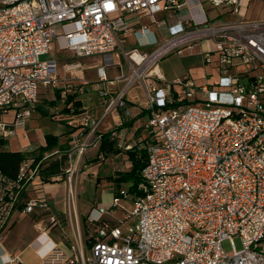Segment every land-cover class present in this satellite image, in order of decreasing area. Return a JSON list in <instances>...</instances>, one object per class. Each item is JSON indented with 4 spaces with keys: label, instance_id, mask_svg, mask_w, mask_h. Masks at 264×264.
Returning a JSON list of instances; mask_svg holds the SVG:
<instances>
[{
    "label": "built area",
    "instance_id": "built-area-1",
    "mask_svg": "<svg viewBox=\"0 0 264 264\" xmlns=\"http://www.w3.org/2000/svg\"><path fill=\"white\" fill-rule=\"evenodd\" d=\"M172 5H187L194 12L174 23V38L167 43L174 44L133 79L146 78L145 108L150 113L140 182L134 192L130 184H121L109 205L92 207L89 248L76 232L70 244L53 245L37 264H264V19L247 18L249 0H0V139L9 140L25 128L41 87L57 86V60L39 59L55 39L63 40L61 48L72 50L76 58L100 57L96 68L101 81L109 80L107 67L116 64L121 48L134 75L160 49L149 54L121 46L127 15H146L155 22V15ZM214 8L219 9L217 17L230 14L237 20L210 21L207 11ZM137 33L139 45L155 43L148 38V25ZM205 41L210 46L202 51L204 61L218 70L217 82L198 84L188 75L168 82L161 72H153L166 52L182 53ZM133 51L143 54L141 61ZM65 68L71 72L82 65L75 60ZM124 95L121 91L111 99L101 114L87 112L74 119L73 124L83 127L74 135L77 150L69 154L71 164L100 143L101 133L95 132L113 108L130 114ZM9 110L15 112L11 122L4 119ZM121 126L108 131L115 146L126 151L135 145ZM86 127L88 133L77 138ZM41 161L26 158L15 177L0 170V234L17 211H51L50 199L25 196ZM114 208L124 211L122 220L107 218ZM59 223L52 215L50 225ZM4 264H23V259L10 253Z\"/></svg>",
    "mask_w": 264,
    "mask_h": 264
},
{
    "label": "rangeland",
    "instance_id": "rangeland-1",
    "mask_svg": "<svg viewBox=\"0 0 264 264\" xmlns=\"http://www.w3.org/2000/svg\"><path fill=\"white\" fill-rule=\"evenodd\" d=\"M223 11V10H222ZM243 11H245V8H243ZM194 11L192 8L188 6L187 9H185L184 14L193 13ZM219 14V9L214 8L210 9L208 12L209 20L211 21L212 17H217ZM229 15V14H228ZM228 15H223L220 17H217V19L227 20ZM247 18L248 19H264V0H250L248 8H247ZM126 35V33H125ZM173 35V34H171ZM140 34H132L129 33L127 37H123L124 49L131 50L133 48H137L140 52H147L149 54L153 53L157 48L156 45L153 46H141L140 43ZM64 41L60 39H55L52 44V49L46 53H43L39 56L40 61H48L51 59L57 60L58 65V72H57V80L58 84L62 87H65V89H69L68 91H77L79 89V84L76 80V78H73L71 76V73L66 70L65 65L72 63L76 60V57L74 55V52L68 48L59 49V46H61V43ZM67 41L65 40V43ZM202 48V44L200 42H196L193 44L191 49L186 48L182 53H178L177 50H171L170 52H166L162 57H160L157 62L160 64L163 73L166 76L167 81H174L179 77H182L184 74L190 73L192 77L196 80V83L198 84H205V83H214L218 80V70L213 67V64H205L204 61V54L200 53ZM119 52V57H115V65H112L108 67V76L114 77L116 75L120 74H126L124 79L125 87L123 91H127V96H123V100H125L128 103V106L130 108V114L127 115L123 112L122 109H117L114 112L115 114L120 113L122 116L121 119L124 123H127L131 120V115L134 114L136 110V106L140 109H143L144 102L147 99L144 85L147 83L146 78H139L137 77L134 82L132 78V75L134 73V70L132 69V65L130 64L129 57L124 56L121 48L117 50ZM80 60L84 63L87 62L88 58L82 57ZM119 63V64H118ZM86 65V64H85ZM142 68V67H141ZM140 68V69H141ZM243 69V67H240ZM134 76V75H133ZM80 77L90 82L89 80H97V70L95 66H87L83 70L80 71ZM174 79V80H173ZM159 82L158 80H156ZM105 84L108 83L107 81L104 82ZM144 85H143V84ZM91 83H87L86 86H90ZM53 87V86H52ZM52 87H45L44 90L46 93L54 97L55 104L58 105L61 102V98L57 96L56 93L53 94ZM57 87V86H55ZM42 88V87H41ZM92 89L86 90V92H82L81 94L90 93L91 96ZM69 92H65V95H67ZM53 94V95H52ZM118 93H111L110 98H113ZM80 95V94H79ZM120 97V93L118 95ZM90 102L93 103L94 100L90 99ZM108 103V102H107ZM107 103H105V106H107ZM47 104V103H46ZM48 105V104H47ZM136 105V106H135ZM91 111V107L88 108ZM88 109L81 110L79 113H73L75 116H78L77 114H80L81 112H85ZM103 108L99 110V114H101L103 111ZM141 113V112H140ZM112 116V115H111ZM131 117V118H130ZM147 117L144 116L143 119H141L138 123L125 127V136L129 138V141L133 143L135 146L139 148H144L147 144V131L145 127V119ZM30 121V119L28 120ZM40 119H33L31 125L27 122V133L29 135V139L27 140V143H20L23 144H31V146L39 145L40 143H44V145L47 144V136L50 137H57L58 140L55 141V145H53L51 148H49L48 151L43 152L42 154L45 156V159L43 158V161L40 164L39 168V175L38 180L40 184L44 183H56V185L52 188H46L44 189V194L52 197H59L64 198L62 201L61 199H51L52 205H55V207L58 208V210L65 209L68 216L65 219L66 223L71 229L73 235H75V232H78V224L80 225L81 234L83 237V240L85 242L86 247L89 248L88 243V236L89 233L94 231L93 226H89L86 224V220L84 218H80V215H87L88 212L91 210L92 207L97 206L101 202L109 201L110 200V191L112 189L114 190L117 186L114 183V178L118 176V173L127 171L130 169V161L127 157V154L123 150L119 154H110L108 156H104V159H99L98 162H94V157L86 160L85 162L79 161L78 163L71 164L70 156L69 154H73L77 148L74 146L67 147L66 150L61 149L60 146L64 145L66 142L65 132L68 130L69 124L65 123L64 121H58L56 123L52 124H40ZM113 124V123H112ZM115 126V124L110 125L109 123L106 124H100L98 129L95 132V135L108 131L111 127ZM83 126L79 123H76L73 125V131L78 130L82 128ZM85 127V126H84ZM90 130L89 127H86L83 130L82 136H79L77 138H82L85 136L88 131ZM94 135V136H95ZM74 139V137L72 138ZM80 139L79 141H81ZM10 147L13 148L15 145H19V141L17 139V135L12 136L9 139ZM78 143V141H77ZM55 146L60 147L59 152H56L58 150ZM92 147H89L91 149ZM88 149V150H89ZM145 149V148H144ZM63 150L65 151V154ZM40 153L39 149L36 148L34 151L29 153V156L37 157ZM76 153V152H75ZM47 155V156H46ZM91 157V156H90ZM89 169V173H86V170ZM70 170H72L70 172ZM58 173L60 175V179L56 178L55 180H50L48 177L50 175ZM79 177V178H78ZM71 178V179H70ZM34 180V179H33ZM53 181V182H52ZM64 181L67 185L64 184ZM77 183V185H76ZM72 185V186H71ZM75 185L77 187H75ZM129 184L125 183L124 186L127 188ZM36 184H31V192L32 194H36V191H38V188H34ZM112 188V189H111ZM46 191V192H45ZM76 191H77V207L79 209V223L77 222V219L75 218V211H76V205H74V201L76 200ZM39 194H43L42 192ZM55 201H57L55 203ZM54 202V203H53ZM122 205H125L127 209H131L132 206L129 202L122 200ZM114 213H110V218H115L116 220L120 221L124 217V211L119 208H114ZM34 214V213H33ZM62 215V214H61ZM61 220V218H60ZM62 221V220H61ZM64 225V224H63ZM234 243L237 249H240L241 241L238 237L234 238ZM224 248L229 251L232 247L230 245L229 240H225L223 242ZM87 252V251H86ZM88 253V252H87Z\"/></svg>",
    "mask_w": 264,
    "mask_h": 264
},
{
    "label": "crops",
    "instance_id": "crops-1",
    "mask_svg": "<svg viewBox=\"0 0 264 264\" xmlns=\"http://www.w3.org/2000/svg\"><path fill=\"white\" fill-rule=\"evenodd\" d=\"M244 1H248V0H244ZM249 2H250V0H249ZM186 7L188 8L187 5H184L181 9H177L174 7V5H172L169 9L157 13L155 15V20H156L155 22L152 20V18H150L146 15L128 14L127 15L128 29H127V31H124L121 33V38L127 37L129 35V33L138 34L137 32L142 25H148L150 28V31H151V35L148 36V38H150V39L152 38L155 41V43L153 45H156V48H157L156 50L160 49L158 52H160V51L161 52L160 53L157 52L156 54L157 55L161 54L162 52L166 51L171 45L174 44V41L167 44L171 39L174 38V35H171L172 34L171 33V27L174 25V23L180 18H183V19L189 18V14H186V15L184 14L185 9H187ZM207 12H209V11H207ZM246 16H247V10H246ZM237 17L238 16H236V15H230L229 14L227 16V20H237ZM125 33H126V35H125ZM124 41H123V44H124ZM201 44H202V48H201L202 50L200 53H202V51L205 48H209V46H210V43L206 42V41L202 42ZM61 45H63V42L61 43ZM153 45H151V46H153ZM59 49H62L61 46H59ZM156 54H155V56H156ZM86 58H88L86 63L82 62L80 60V58H76V60L81 63L82 68H76L70 72L71 76L73 78H76L78 84L80 85L79 89L77 91H73V93L76 94V97L74 99L79 100L81 102L82 106L79 107L80 111L88 109L91 107V111H90V109H88L85 112H81L80 114H77L78 116L83 115L87 112L91 113V115H96L97 113L99 114V110H101V108H103L102 109L103 111H101L103 113L105 111V108H106V107H104L105 103H107V102L109 103V101L111 99L117 98L119 93L121 91H123V89L125 87V83H124L123 78L125 77L126 74H124V73L120 74V75H116L114 77L108 76L109 80L108 81L106 80L108 82L106 84L104 83L106 81L99 80V77L97 80H94V81L89 80L90 82L83 80L80 77V71L83 70L87 66L97 67V65H100V62H101V59L98 56L86 57ZM157 65H158L157 67L159 69V71H157V72H161L166 79V76L163 73V70H162V68L158 62H157ZM96 70H97V68H96ZM107 73H108V67H107ZM184 75H188V76L192 77V75L190 73L184 74ZM97 76H98V74H97ZM131 82H133V81H131ZM168 82H170V81H168ZM87 83H91L90 86H86ZM157 83H161V81H159ZM146 85H147V83L144 85L145 93H146ZM50 87H52V86H50ZM44 88L45 87H42L40 89L39 103L36 107L35 112L33 113L32 117L30 118V121H28L29 120L28 119L27 122L29 125H31L33 119H40V121H39L40 124H48V123L54 124L58 121H64L65 123H68L70 127H68V130L64 133L65 137H66V142L64 145L60 146L61 149L66 150L67 147L73 146V139L72 138L74 137V135L76 133H78L80 131V129L77 131L75 130L76 132L73 131V125H74L73 123L75 121L74 119L76 117H78V116H75V114H73V112H74V109L72 107L73 103L70 102L68 105H66L67 104L66 98H67L68 94L65 95V92L67 91L69 93H72V91H68L69 89L66 90L65 87H62L61 85H57V87H55V86L52 87L53 88L52 89L53 94L56 93V94H58L57 96L61 98V102L58 105H54L55 104V101L53 99L54 97L49 96L46 93V91L44 90ZM128 88L125 91L124 96H127ZM88 89L93 90L91 92V96L89 95L90 93H88V92L85 94H81L82 92H86V90H88ZM103 91H106L108 94H106L105 96H102ZM172 91L174 93V86L172 88ZM111 93H118V94L115 97L110 98ZM89 98L93 99L94 102L91 103L90 102L91 100H89ZM145 107H146V101L144 102L143 109H140V112H141L140 113L138 111L139 107L136 106V110H135L134 114L131 115L132 118L131 117L130 118H131V120H133V118L137 117V116H138V118H137V120H135V122H133L132 125L138 123L141 119L144 118V116L147 117L145 119V122H147V119H148L150 113ZM64 108H66L67 111L64 110ZM125 108H128L130 110L127 102H126ZM120 109H122V108H120ZM122 110L124 112V109H122ZM115 111H116V107L110 111V113L107 115V117L105 118V120L103 121L102 124H106V123H109L110 125H113V124L116 125L117 123L123 124L124 122L121 119L122 116L120 115V113L115 114L114 113ZM14 116H15L14 110H9L4 115V119L11 122V121H13ZM132 125L129 124V125H126L125 127L132 126ZM125 127L122 129L123 130L122 132H125L124 131ZM26 129H27V123H26V126L24 129L19 128L16 131L15 135H17L19 145L17 144L13 148H11L10 147L11 144H10L9 140H4V142L2 144H0V150L21 151L27 155V158L32 157V156H29V153L34 151L36 148H38L40 151V147L45 146L44 143H40L39 145H36L34 147L31 146L33 142H31V144H28V145L27 144H23V145L20 144V143H25V142L27 143V140L29 139V135H28ZM104 132H106V131H104ZM101 133H103V132H101ZM126 139H129V138L126 137ZM98 146H99V142L96 145V147H93V148L87 150L81 156L80 161L85 162L86 160H88L92 157L95 158L97 156ZM55 147L57 149L58 148L60 149V147H58V146H55ZM59 149L56 150L55 153L59 152ZM64 150H63L64 153H62V154H65ZM43 158L45 159V156H43ZM43 158L41 159L42 161H43ZM99 159H104V157L100 156ZM86 173H89V169L86 170ZM58 177H60V175L58 173H54V174L50 175V177H48V179L55 180ZM58 179H60V178H58ZM57 182H55V183L48 182V183L40 184L38 178L35 177L34 180H32L31 184L32 185L36 184V186H34V188H38V191H36V194H32L31 188H30L31 185H30L28 188V191H26L25 196L27 197V199H29V198H47V199L51 200L52 198H55V199L58 198V199H61L60 201H62L65 197L64 198H59V197H52L51 198L50 196L44 194L45 187L46 188H52L56 185ZM64 184H65L66 190H67V185H66L65 181H64ZM76 185H77V183H76ZM76 185H75V187H77ZM113 191L114 190L112 189V191H110V193H109L110 200L108 202L107 201L101 202L100 204L109 205L111 203ZM41 192L43 194H39ZM56 202L57 201H55V203ZM74 203L76 205V207H75L76 208V211H75L76 217L75 218L77 219V222L79 223V215H80L79 212L80 211L77 207V191H76V200L74 201ZM90 211L88 212V214L90 213ZM88 214L87 215H80V218L81 219L84 218L86 220V224H88L89 226H92L87 221ZM52 215H55L58 217L59 222H60L59 224L50 225V220H51ZM67 216H68V214H67L65 209L58 210V208L55 207V205H52L51 211H42V212H39L38 214H35V213L34 214L33 213L26 214V213H22L20 211L15 212L13 217H12V221H11L10 225L3 231L2 234H0V264H4V261L6 260L8 254H10V253L20 254L22 259H23V264H37L40 261L41 257L44 254H46L51 249V247L53 245L63 247V246L70 244L74 240L75 235H73V233H71L72 229L67 224H65L67 220L66 221H65V219L63 220V218L64 217L67 218ZM108 217L109 216H107V218ZM60 218L62 221L60 220ZM78 228L79 229H78L77 233L81 235L82 243L86 247L85 242H84L83 237H82V234H81L79 224H78ZM77 233L75 232V234H77ZM89 235H90V233H89ZM87 240H88V243H90L89 242V236H88Z\"/></svg>",
    "mask_w": 264,
    "mask_h": 264
},
{
    "label": "trees",
    "instance_id": "trees-1",
    "mask_svg": "<svg viewBox=\"0 0 264 264\" xmlns=\"http://www.w3.org/2000/svg\"><path fill=\"white\" fill-rule=\"evenodd\" d=\"M58 95V94H57ZM76 97L75 93H68L66 101L68 105L70 102L73 103V113H79L81 107V102L79 100H75ZM172 104V106L177 105ZM67 107V106H66ZM64 110L67 111L66 108ZM70 112V111H69ZM137 117H134L133 120L127 123L122 124V128L126 125L133 124L135 120H137ZM57 137H50L47 136V144L45 146L40 147V154L39 156L35 157V161L38 162L43 158V152H46L51 148L53 145H55V141H57ZM4 140L0 139V144H2ZM122 150L117 148L115 146V143L110 138V132L106 131L101 133V139L98 146V152L97 156L93 159L94 162H98L99 155L108 156L110 154H119ZM125 153L127 154L128 159L131 162V168L128 171L120 172L118 173V176L114 178V183L117 187H120L121 184L127 183L130 184V191L134 192L135 186L140 182V172L142 168L144 167L146 163L147 158V151L144 148H139L137 146H134L132 149L126 150ZM27 158V155L21 151H4L0 150V170L7 174L10 177H15L19 171L20 164L23 160ZM89 243V247H90Z\"/></svg>",
    "mask_w": 264,
    "mask_h": 264
},
{
    "label": "bare ground",
    "instance_id": "bare-ground-1",
    "mask_svg": "<svg viewBox=\"0 0 264 264\" xmlns=\"http://www.w3.org/2000/svg\"><path fill=\"white\" fill-rule=\"evenodd\" d=\"M160 52H161V51H160ZM160 52H158V53H160ZM156 55H157V54H156ZM158 55H159V54H158ZM142 56H143V54L140 53L139 51H133V57H135L138 61H141ZM154 57H155V55H154L150 60H148V61L142 66V68H141L140 70H138V71L134 74V76H133L132 79H134V77H136V76H139L143 70H145L147 67H149V65L152 63V60L154 59ZM154 71H159L158 67L153 68V72H154Z\"/></svg>",
    "mask_w": 264,
    "mask_h": 264
}]
</instances>
